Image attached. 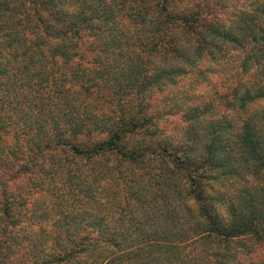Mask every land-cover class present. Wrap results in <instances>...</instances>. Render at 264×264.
Masks as SVG:
<instances>
[{
  "label": "trees",
  "instance_id": "trees-1",
  "mask_svg": "<svg viewBox=\"0 0 264 264\" xmlns=\"http://www.w3.org/2000/svg\"><path fill=\"white\" fill-rule=\"evenodd\" d=\"M228 9L0 0V264H264V0Z\"/></svg>",
  "mask_w": 264,
  "mask_h": 264
},
{
  "label": "rangeland",
  "instance_id": "rangeland-1",
  "mask_svg": "<svg viewBox=\"0 0 264 264\" xmlns=\"http://www.w3.org/2000/svg\"><path fill=\"white\" fill-rule=\"evenodd\" d=\"M219 1L222 2L223 6L229 8L228 10L231 12V10H232L231 8H233V10H235V11H238L239 8H247L248 9L250 7V5L252 4V1L253 0H219ZM206 78H207L206 82H200L199 85H196L201 79L198 77V79H197L198 82H196V81H194V77L188 76L186 82H187V84L190 83L191 87H188L187 86V89H182L184 87V85L182 84L179 87L174 88V91L176 93H175V96H172V97H174L173 100H178V98H179L178 91L179 90H182V91H185L186 92L187 98L190 97V98H188V100H189V104L191 106H194L195 104H198V102L199 101H202L203 98H205L206 96L208 97V94H211V87H212V85L213 86L214 85H218V82L221 80V77L220 76H215V75H207ZM180 108L182 109L181 106H180ZM181 109H179V110L181 111ZM213 110H216L215 111L216 113H207L205 115L206 116V119L208 120L207 122H210V121L213 122L214 120H218L217 117L221 115V110H219V108H215ZM166 120H165V122L162 121V123H160V124L163 125V127L166 130H170V129L171 130H174V134H176L177 131L180 132V128L182 126L189 125L186 122H184L185 124L184 123H181V121L178 120L176 117L175 118L174 117H171L167 121ZM219 139H220V136H219ZM219 139H218V141H219ZM218 143L219 142L216 141V144H218ZM71 169L72 170L74 169V166L73 165L71 166ZM218 171H220V170H218ZM233 182L234 183H225V184L223 182V184H222V181H221L219 183V185H220L219 191L220 192H226V193L228 192V193L232 194L230 191H234V192H237L238 193L239 192L238 189H240L239 187L240 186L244 187L242 185V183L239 182V180L237 181V177H234L233 178ZM232 188H234L235 190H233ZM90 190H91V188L89 189V191ZM66 195H69V196H72V197H75V198H77V197L80 196V195H77L76 193L74 194L73 192H67ZM49 196H50V194H47L46 195V197H49ZM232 197H234V196H232ZM258 252L260 254H263L264 253V251L261 250V249L258 250Z\"/></svg>",
  "mask_w": 264,
  "mask_h": 264
}]
</instances>
